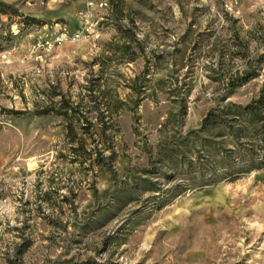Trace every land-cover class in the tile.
Listing matches in <instances>:
<instances>
[{
	"label": "rangeland",
	"instance_id": "obj_1",
	"mask_svg": "<svg viewBox=\"0 0 264 264\" xmlns=\"http://www.w3.org/2000/svg\"><path fill=\"white\" fill-rule=\"evenodd\" d=\"M1 3L21 17L0 13V264H264V169L196 187L198 162L221 174L220 151L233 148L209 132L184 144V164L173 159V98L186 94L185 136L217 104L244 106L264 87V0ZM59 27L82 32L79 40L44 53L37 44ZM118 27L133 28L142 53L102 67ZM248 67L254 78L219 102L226 79ZM101 68L107 96L116 85L126 104L101 119L118 128L106 139L96 115L84 113L93 107L84 87ZM145 70L136 97L128 86ZM53 94L86 114L72 137L53 112L38 115L59 100ZM98 140L113 151L99 154ZM177 184L192 189L173 200Z\"/></svg>",
	"mask_w": 264,
	"mask_h": 264
},
{
	"label": "trees",
	"instance_id": "obj_2",
	"mask_svg": "<svg viewBox=\"0 0 264 264\" xmlns=\"http://www.w3.org/2000/svg\"><path fill=\"white\" fill-rule=\"evenodd\" d=\"M7 9H11L9 5L0 4V13L8 16L21 17L16 11L8 12ZM24 23L39 24V22L34 18H24ZM23 23V22H20ZM133 27V26H131ZM117 28V35L113 37L109 42L104 44V51L102 54L106 53L105 58L100 62V66L104 67V63H110L113 61L125 60L126 62H133L135 58L142 53V48L140 46V41L136 39L133 32V28ZM10 35V34H9ZM105 61V62H104ZM97 60L92 61V65L96 64ZM102 68L99 71V75L87 81V85L84 89L88 95V102L93 104V107L84 110V113L91 114L94 113L96 118L102 123V118H107L108 115L117 113L122 110L125 102L121 101L117 97V93L114 89V94L112 98L108 97L104 90V83H110V79L103 78ZM147 70L143 71L140 76L134 77L129 83V89L137 96L144 94L145 82L148 80L145 78ZM116 75V74H113ZM118 76V75H116ZM254 78V72L248 67V70H243L240 74L236 73L231 75L224 82V93L219 98V102L223 103L226 101L227 97L232 94V92L250 81ZM103 84H100V83ZM107 82V83H106ZM113 83L115 81L112 80ZM109 87V86H108ZM185 95L176 96V100L173 98V103L177 105V112H173V159L176 155L182 157L183 160L178 161V164H184L186 159V154L182 147L187 142H194L199 140L203 142L200 136L203 133L209 132L215 135V138L220 140L228 139L233 148H222L220 151L221 159L223 160V171L220 173L210 174L209 176L203 172L202 162H198L199 174L203 178V181L196 187L213 186L218 184L223 180H236L238 177L245 174H249L252 171H257L264 169V87H262L258 95L252 99L246 105H238L235 103L227 102L222 106V104H217L215 107L208 110V112L203 116L201 126L198 130L190 131L185 136L180 135V129L184 125V119L187 114V105ZM52 97H59L56 102H51L50 106L43 108L38 115H46L53 112L55 115L60 117L66 124L67 134L73 135L74 124L80 120H84L86 123V114H83L80 110L79 103L71 102L70 100H65L64 96L60 94H53ZM51 97V98H52ZM133 106L137 104V98L132 102ZM52 105V106H51ZM133 109V108H130ZM99 128V137L106 139L105 131L107 129H113V132H118L116 125L107 126L106 124H101ZM85 128L82 127V130ZM72 137V136H70ZM98 140L96 151L100 154L104 151H113L110 147H105L103 142ZM104 141V140H103ZM205 142V141H204ZM70 143H74V140L70 138ZM210 143V142H209ZM103 145V146H102ZM98 146H101L98 148ZM204 146V145H202ZM195 149V146H193ZM83 148H78L77 151ZM75 150V149H74ZM197 154L198 151L194 150ZM186 165L192 164L189 160H186ZM192 188L183 185H175L173 187V200L178 196L185 193L186 190H191ZM120 192L123 193V190ZM157 192V191H155ZM120 197V196H119ZM123 196L117 198V202L125 206L127 201ZM165 203H159L156 206V210H159L166 206ZM18 256L22 254L21 250L16 253ZM9 264H21L20 262H9ZM62 264H100L96 262L84 261L80 263H72L71 260L65 261Z\"/></svg>",
	"mask_w": 264,
	"mask_h": 264
},
{
	"label": "built area",
	"instance_id": "obj_3",
	"mask_svg": "<svg viewBox=\"0 0 264 264\" xmlns=\"http://www.w3.org/2000/svg\"><path fill=\"white\" fill-rule=\"evenodd\" d=\"M100 7H106V3L100 2ZM82 32L69 33L66 27H59L51 36L45 37L37 44L38 48H42L44 53L59 48L66 43H73L79 40Z\"/></svg>",
	"mask_w": 264,
	"mask_h": 264
}]
</instances>
